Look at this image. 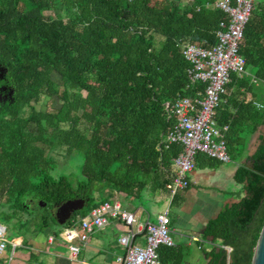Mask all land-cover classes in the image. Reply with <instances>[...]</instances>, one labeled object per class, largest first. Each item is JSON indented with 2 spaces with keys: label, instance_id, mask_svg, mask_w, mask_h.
I'll list each match as a JSON object with an SVG mask.
<instances>
[{
  "label": "trees",
  "instance_id": "obj_1",
  "mask_svg": "<svg viewBox=\"0 0 264 264\" xmlns=\"http://www.w3.org/2000/svg\"><path fill=\"white\" fill-rule=\"evenodd\" d=\"M215 1L0 0V95L6 98L0 102V221L59 226L52 208L85 200L60 226L67 229L108 201L105 189L153 206L168 201L166 185L182 147L163 141L174 122L164 104L178 96L202 99L205 84L188 80L181 47L216 43L227 17L209 7ZM239 51L250 77L227 86L233 90L217 112L228 125L227 152L242 196L205 224L201 238L215 245L209 264H251L264 224V133L248 155L264 127V90H256L264 85V1L255 0ZM42 94L58 96L62 106L55 113L35 110L31 102ZM63 148L82 157L75 184L53 175L52 154Z\"/></svg>",
  "mask_w": 264,
  "mask_h": 264
},
{
  "label": "built area",
  "instance_id": "obj_2",
  "mask_svg": "<svg viewBox=\"0 0 264 264\" xmlns=\"http://www.w3.org/2000/svg\"><path fill=\"white\" fill-rule=\"evenodd\" d=\"M255 0H217L209 7L222 11L226 21L219 23L216 43L205 48L195 44H184L181 55L189 64L187 77L191 84H205L202 99L191 96H178L165 109L170 111L174 122L163 141L178 143L182 150L174 159L176 173L166 190L169 193L167 207L156 216L155 222L141 224L135 215L115 201H106L80 218L70 228L63 230L61 240L67 243L62 255L74 260L91 235L103 228L109 220L120 222L126 229L117 243L124 249L118 261L120 264H157L158 249L174 245L170 229V208L176 195L190 185L189 175L196 167V156L203 154L222 164L231 162L226 146L228 125L218 122L217 112L223 103L227 86L233 80L250 77L245 59L240 54L243 31L248 23ZM208 6V5H206ZM253 83H257L253 80ZM258 107L259 105L255 103ZM137 235L143 237L137 243ZM200 243L206 241L195 238ZM49 243L54 241L50 237ZM77 240V243H73ZM8 240L6 229L0 224V257L4 255ZM230 252V248L223 247Z\"/></svg>",
  "mask_w": 264,
  "mask_h": 264
},
{
  "label": "crops",
  "instance_id": "obj_3",
  "mask_svg": "<svg viewBox=\"0 0 264 264\" xmlns=\"http://www.w3.org/2000/svg\"><path fill=\"white\" fill-rule=\"evenodd\" d=\"M231 90L227 89L226 93L229 95ZM262 128L260 134L264 133ZM260 134L252 137L248 155L255 151ZM231 163L222 164L202 158L196 161V167L188 177L189 187L180 191L171 205L170 229L174 245L158 249L157 264H209L207 253L215 245L211 242L200 243L195 238L203 240L201 234L206 222L214 219L224 206L239 200V197L226 190L228 181L235 182L237 164L230 167ZM102 195L109 196L108 201L120 203L141 224L155 222L160 213L151 212L155 206L137 202L133 196L124 193H109L105 189ZM2 225L9 236L6 234L8 244L4 255L0 257V264H120L118 259L124 254L117 240L126 229L116 220H109L103 228L95 231L74 260L62 255L68 245L61 240L62 227L49 226L42 229L33 220H29L28 226L23 228L15 219ZM50 237L54 238L52 243H49ZM135 241L142 243L143 237L137 235Z\"/></svg>",
  "mask_w": 264,
  "mask_h": 264
},
{
  "label": "rangeland",
  "instance_id": "obj_4",
  "mask_svg": "<svg viewBox=\"0 0 264 264\" xmlns=\"http://www.w3.org/2000/svg\"><path fill=\"white\" fill-rule=\"evenodd\" d=\"M264 1V0H261ZM186 3V2H185ZM185 5V4H184ZM156 40V45H158L161 42V39L159 37H155ZM54 80L60 84L58 81L57 77L54 76ZM59 90H62V87L59 88ZM256 90L258 93L261 95L263 94L264 90V85L261 83L256 84ZM31 105L35 108V110L40 111V112H47V113H55L61 106H62V101L58 99V96L54 94H42L37 102H31ZM80 130L87 136L89 137L91 134V131L88 128V125H85L82 123L80 125ZM262 127L259 129V131L256 134H260L262 131ZM255 134V135H256ZM45 148V147H44ZM46 149V148H45ZM54 158L57 161V168L53 175L55 177L59 175H66L70 181L75 184L77 180L80 178V167L82 164V157L77 154V153H72L70 156L66 153L65 149H60L57 152L52 154ZM236 164L235 162H232L229 164L230 167H234ZM226 190L229 192L231 195H235L236 197H241L242 196V188L240 185H238L234 181H228L226 185ZM167 207V202L158 206H155L153 209H151V212H161ZM40 211H32L33 214H38ZM170 216H172V209L170 208ZM77 219V218H76ZM2 224H6L2 221H0ZM50 226L53 227H60V226H55L53 224H50ZM65 230V228H62ZM8 235V231L6 233ZM9 236V235H8Z\"/></svg>",
  "mask_w": 264,
  "mask_h": 264
},
{
  "label": "water",
  "instance_id": "obj_5",
  "mask_svg": "<svg viewBox=\"0 0 264 264\" xmlns=\"http://www.w3.org/2000/svg\"><path fill=\"white\" fill-rule=\"evenodd\" d=\"M4 70L0 69V79L3 78ZM11 96V92L9 93ZM6 98H1L0 102ZM86 201L83 199L66 200L51 210V215L59 226L68 224L76 212L81 211L85 207ZM251 264H264V224L257 240Z\"/></svg>",
  "mask_w": 264,
  "mask_h": 264
}]
</instances>
